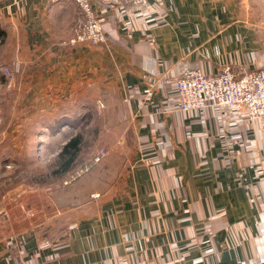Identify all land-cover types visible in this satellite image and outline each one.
Wrapping results in <instances>:
<instances>
[{
  "label": "crops",
  "instance_id": "crops-1",
  "mask_svg": "<svg viewBox=\"0 0 264 264\" xmlns=\"http://www.w3.org/2000/svg\"><path fill=\"white\" fill-rule=\"evenodd\" d=\"M91 4L99 46L70 43L72 3L0 0V73L20 65L29 117L53 124L103 105L114 135L94 189L41 188L40 206L26 189L21 207L43 216L13 203L0 217V264H264V119L243 106L183 111L174 82L190 69H264V4Z\"/></svg>",
  "mask_w": 264,
  "mask_h": 264
},
{
  "label": "rangeland",
  "instance_id": "rangeland-1",
  "mask_svg": "<svg viewBox=\"0 0 264 264\" xmlns=\"http://www.w3.org/2000/svg\"><path fill=\"white\" fill-rule=\"evenodd\" d=\"M258 2L264 4V0H243L250 11ZM2 58L4 55L0 53V68L8 64ZM10 69L13 78L0 73V217L12 216L13 203L17 204L19 215L43 216L41 209L28 208L26 204L21 207L25 190L40 206L35 192L41 188L48 193L75 184L82 192L94 189L97 178L93 175L113 154L109 146L114 140L111 110L103 105L93 109L85 103V107L65 111L64 117L51 119L53 124L37 123L42 115L33 112L31 117L35 118L31 119L30 107L17 99L21 94L15 91L22 80L20 65ZM26 119L32 122L27 123ZM75 137L81 138L80 152L76 162L64 171L60 155ZM101 149L105 150L103 155Z\"/></svg>",
  "mask_w": 264,
  "mask_h": 264
},
{
  "label": "built area",
  "instance_id": "built-area-1",
  "mask_svg": "<svg viewBox=\"0 0 264 264\" xmlns=\"http://www.w3.org/2000/svg\"><path fill=\"white\" fill-rule=\"evenodd\" d=\"M52 3H72L79 11L73 26L72 45H102L106 42L104 19L99 17L91 0H49ZM149 0H122L139 6ZM17 68V67H16ZM2 73L13 78L12 69L5 68ZM180 108L183 111L203 110L210 105L234 108L243 106L252 120L264 119V69L249 70L244 65H224L215 74L206 75L200 70L190 69L174 80ZM105 150L101 149V154ZM43 248L51 244L45 241Z\"/></svg>",
  "mask_w": 264,
  "mask_h": 264
},
{
  "label": "trees",
  "instance_id": "trees-1",
  "mask_svg": "<svg viewBox=\"0 0 264 264\" xmlns=\"http://www.w3.org/2000/svg\"><path fill=\"white\" fill-rule=\"evenodd\" d=\"M81 148V138L75 137L71 139L63 148V151L60 155V159L62 161L61 169L68 170L70 165H73L76 160L77 156L80 152Z\"/></svg>",
  "mask_w": 264,
  "mask_h": 264
}]
</instances>
